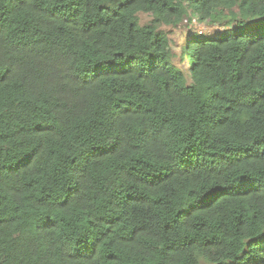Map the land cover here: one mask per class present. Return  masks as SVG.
I'll use <instances>...</instances> for the list:
<instances>
[{
	"label": "trees",
	"instance_id": "trees-1",
	"mask_svg": "<svg viewBox=\"0 0 264 264\" xmlns=\"http://www.w3.org/2000/svg\"><path fill=\"white\" fill-rule=\"evenodd\" d=\"M0 264H264V0H0Z\"/></svg>",
	"mask_w": 264,
	"mask_h": 264
},
{
	"label": "rangeland",
	"instance_id": "rangeland-1",
	"mask_svg": "<svg viewBox=\"0 0 264 264\" xmlns=\"http://www.w3.org/2000/svg\"><path fill=\"white\" fill-rule=\"evenodd\" d=\"M139 14V21L141 24H147L152 20V15L150 13L142 12ZM208 20L200 21L198 20V16H193L191 21L185 18L178 25H163L160 27L161 30L168 34L171 48H173L175 53L174 61L180 67L188 68V62H181L180 55H182L185 43L193 33L197 32L204 35H213L224 28L221 27L219 23H211Z\"/></svg>",
	"mask_w": 264,
	"mask_h": 264
}]
</instances>
